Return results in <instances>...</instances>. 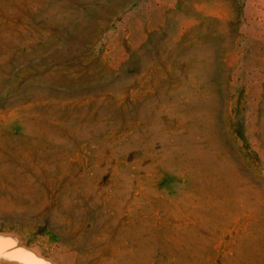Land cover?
I'll return each mask as SVG.
<instances>
[{
    "label": "rangeland",
    "instance_id": "obj_1",
    "mask_svg": "<svg viewBox=\"0 0 264 264\" xmlns=\"http://www.w3.org/2000/svg\"><path fill=\"white\" fill-rule=\"evenodd\" d=\"M0 237V264H264V0H0Z\"/></svg>",
    "mask_w": 264,
    "mask_h": 264
},
{
    "label": "bare ground",
    "instance_id": "obj_2",
    "mask_svg": "<svg viewBox=\"0 0 264 264\" xmlns=\"http://www.w3.org/2000/svg\"><path fill=\"white\" fill-rule=\"evenodd\" d=\"M5 238H6V237H5ZM8 238H10V237H8ZM11 238H12V239L15 238L16 241H17V243L19 242V241L17 240L18 237H11ZM11 238H10V239H11ZM15 239H14V240H15ZM14 240H13V241H14ZM17 243H16V246H17ZM10 250H11V249H10ZM12 251H13V250H12ZM17 252H18V251H17ZM5 253H6V252H5ZM3 254H4V253H3ZM24 255H26V254H24ZM6 258H7V257H6ZM7 259H8V258H7ZM20 262H21V261H20ZM40 264H41V263H40ZM42 264H43V263H42ZM45 264H48V263H45Z\"/></svg>",
    "mask_w": 264,
    "mask_h": 264
},
{
    "label": "snow or ice",
    "instance_id": "obj_3",
    "mask_svg": "<svg viewBox=\"0 0 264 264\" xmlns=\"http://www.w3.org/2000/svg\"><path fill=\"white\" fill-rule=\"evenodd\" d=\"M4 243H5V239L3 237H0V247H2Z\"/></svg>",
    "mask_w": 264,
    "mask_h": 264
}]
</instances>
